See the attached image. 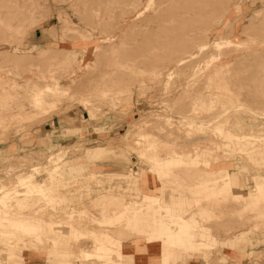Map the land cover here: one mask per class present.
Returning a JSON list of instances; mask_svg holds the SVG:
<instances>
[{"label":"rangeland","instance_id":"rangeland-1","mask_svg":"<svg viewBox=\"0 0 264 264\" xmlns=\"http://www.w3.org/2000/svg\"><path fill=\"white\" fill-rule=\"evenodd\" d=\"M4 1L0 0L1 6H4ZM246 1L248 5L253 2V0ZM21 2H26L27 5L21 6ZM11 3L14 5L18 3L19 15L26 20L24 23L25 32L16 33L14 39H0V53L10 52L16 48L19 53L35 56L36 49L39 47L60 48L65 44L72 45L77 40L84 43L82 39L85 33L92 34V37L102 43L104 42L102 37L106 34L114 33L119 36L125 31L123 34L124 44L119 55L125 57L127 63H131L132 55L146 53V49L150 44H156L160 47V51L158 50V54L156 52L155 56L165 58L170 54L169 56H175L178 59L188 57L190 53L197 49L196 45L198 43L210 40L211 38L207 36L213 33L215 36L235 34V37L232 38L237 40H247V34L255 35L256 38H253V43L246 50L264 49V31H261V28H264V2L260 0H256L253 6H248L242 13L233 11L232 16H230L231 12H227L225 4H218L216 0L206 2L203 0H16ZM137 7L145 13V16L138 21H136L133 14ZM253 11L258 12L254 13ZM223 19L225 20L224 24H220L219 21ZM231 23L234 26L238 24V30L232 31L227 27L229 25L233 26ZM187 25H191L192 28L185 30ZM142 28L147 29L141 30ZM144 34L145 36H143ZM156 35L160 37H154ZM211 42L207 43L206 48L203 52L197 54L196 58L190 59L194 56L192 55L186 59L187 62L179 67L171 65L167 60L160 63L159 65L164 68L160 69L157 75H154L152 70L148 71V66L136 67V70H140L143 74L139 80L130 79L129 75L124 80L116 82L102 81L99 78L96 80L97 76L103 72L104 65L94 70L91 68L89 70H77L79 77L73 87L78 91L79 98L83 97L86 91L89 90L88 94L93 99L92 103L95 105L96 110L94 121H91L88 112L80 106V102L65 99L58 105L57 110H49L50 112L46 111V113L36 111L39 113L34 112L36 117L31 115V119L30 117L23 119L19 124L16 123L18 121L9 125L4 122V125H8L6 128L1 127L3 123H0V185L1 183L7 185L14 183L17 174L21 171L25 174L26 171L31 169L30 166L34 164H40L35 178L37 180L43 179L46 176V166L50 165L46 161L48 156L55 157L59 153L64 154L65 166H62V168L68 178L86 174L92 168L91 162L78 157L82 152H78V154L76 150L87 147L95 156L100 155L98 151L111 154V157H104L103 160L95 159L101 174L103 173L105 177L99 176L94 180L86 178L82 182H75V184L70 181L64 185H71L70 187L74 188L76 184L87 182L82 190L73 191L69 195L70 197H79L76 203L77 207L74 209H86L87 213L91 212L90 215L68 214L69 209L66 199H64L62 207L47 210L46 215H44L46 220L49 221H51L50 214L57 215V218L62 220L61 225L64 227L65 225L67 227L71 225L78 226V231L82 232L77 238L79 247L73 252L66 253L57 250L59 253L70 255L71 258L52 262V258L57 257L56 254L39 251V248L43 249V247L42 244H36L39 237L37 238L34 233L40 234L41 237L42 232L41 230H34L37 226H41L35 222V219L40 214L39 212L42 213L41 206L45 202L37 201L38 206L36 207L20 209L16 201L12 200V212L26 214L25 217H30L32 219L30 228L34 233L28 232V236H25L21 232L20 224H12L0 218L2 233L7 232L8 235L15 233L17 237L20 234L27 237L26 239L22 238V240L14 238L8 241L11 243L15 241L14 244L18 243L17 245L5 244L0 241V264H39L40 262H45V264H98L99 261L96 262V260H105L104 255H99L98 258L90 257L86 259L80 255L79 251L81 249L90 250V247L95 243L92 235L98 234L103 227L113 238H111L113 242H115V238L118 237L119 233L124 232L119 238L124 243L132 242L133 245H141L143 251H151L149 248L152 247V251L159 252V261L155 264H203L202 254H188L184 246L181 247L182 251L180 253L167 256V251H175L177 248L164 247V242L161 240L157 247V241L153 238L149 239L147 229L140 230V226L136 228L137 224L132 221L131 214L134 207H130V205L122 207L124 212L120 219L110 220L111 218H109L108 221H101L99 214L102 207L99 201L93 200V197L102 192L108 195L107 202L111 205L106 208V212L111 217L115 216L116 199L119 202H126V204L141 200V192L127 187L122 174L127 172L135 174L140 172L141 174L142 169L148 167L149 163L146 157L141 155V152L149 144V138L155 137L154 135H156L155 140L157 141L154 146L162 150L163 154L168 150L179 153L184 152V159L187 161L183 165L174 164V169H171L169 173H166L167 168H165V165L160 166V186L165 190L164 196H181L194 201V195L189 188L190 179L179 178L176 172L182 169L188 172H195L196 170L197 173L205 174L204 169L206 166L204 162L206 160L210 161V168L225 164L226 167L230 168L231 166L230 169H234L233 165L236 161L245 165L246 173L235 170L230 171L235 176L234 186L242 191L236 193L237 195L249 191L251 185L258 181L256 177H264V167L257 166L245 158L242 159L240 154L237 153L239 146L234 142L230 143V147L236 151V154L233 155L229 153V147L227 146L224 149L223 147H216V144L220 145L223 141L227 143L228 139L225 134L221 138L218 133H214L213 128L216 122L213 123V121L219 119L221 121L219 126L227 129L230 120H232L230 123L240 120L229 119V116L223 118L222 114L224 112L222 113L214 108L208 112L207 108H200L194 112L188 111L189 103L196 101V104L199 105V100L195 99L202 96L213 97L217 95L213 94L215 92L219 94L218 97L214 98L216 108L222 109L223 106H229L233 103H239L243 108L239 111L229 112L228 115H236L245 121H249L252 119L253 112L247 110V108L245 109V107L257 109L259 113L264 114V62H262L264 61V51L252 57L245 55V60L239 62V58L234 59L235 57L231 55L228 60L235 63L233 65L234 70H232V74L230 73L231 77H226L225 71V73L222 72V78H217V76L197 80L189 78L193 71L198 73V69L204 68L205 65H213L207 69L212 74L216 72L215 67L227 65L222 57L216 59L215 63L206 62L209 59L208 56L217 51L216 47L211 45ZM78 48L76 49L77 53L81 50L84 51L80 47ZM97 56H102V53H97ZM8 59L7 54L0 56V75L3 77L15 76L17 80H21L16 75L18 72L29 76L30 71L28 69L37 71L38 69L55 67V62L52 59L49 60L51 63L27 59V61L36 63L32 66L27 64L26 61L15 66ZM107 62L115 63L116 61H113L112 57ZM123 68H108L107 71H110V76H113ZM178 68L182 69L179 70ZM65 70L59 69V76L65 74ZM167 70L171 73L170 79L168 78L170 73H167ZM81 71L83 73L79 75ZM127 72H130L129 69H127ZM47 80L51 81L48 74ZM95 81L97 85H93ZM212 87H214L213 90ZM2 95L0 92V97H3ZM236 96L240 101L235 100ZM193 113L196 115L197 120H209L210 127L205 130L192 128L188 124H181L179 118L173 117ZM212 115L215 117L213 120L210 118ZM141 120L144 121L142 125L139 123ZM257 122L260 127L258 128L263 129L262 131L259 130L260 132L256 131L257 133L254 134L264 137V116L262 114L257 118ZM243 127L240 121L238 129L234 130L239 132L240 129L243 130ZM251 130H256V127ZM75 152L77 154L71 155ZM188 153L190 154L188 155ZM216 155H218V158L214 161L213 158ZM163 157L166 158L165 155ZM22 159L26 163L22 162ZM194 160L198 161L195 166H199V168L193 165ZM23 164L24 166H21ZM13 165L16 168L12 170ZM172 170H176V172L172 174ZM107 175L109 177L112 175V177L109 178ZM154 179L156 178L154 177ZM89 181L98 184L92 186V184H88ZM86 191L90 193L88 194ZM214 193L210 192V194ZM161 194H163V190ZM91 200L94 203H91ZM203 201H201L202 204ZM158 202L162 207H165V201L160 200ZM70 204L72 205V202ZM144 205L142 202V206ZM192 210H195L196 213L188 216L199 219L200 225L204 230H209L211 234L225 237L226 241L222 242L220 240L219 243L226 247L230 246L232 248L236 239H246L248 242L250 236L253 238L254 251L252 250L248 254L244 251L241 259H237L235 255L231 259L227 254L214 249L208 256L211 259V264H243L248 263V261L249 264H264V194L260 196L255 207L241 208V213L224 209L221 206L206 211L195 206ZM74 217L77 218V221L71 222ZM252 219H255V221ZM140 231L141 235L135 241L134 239L137 238ZM68 232L73 233V230L68 228ZM90 232L93 234H89ZM31 237H33V240H31ZM43 239L44 241L47 240L45 237ZM139 239L142 241H139ZM40 240L43 243L42 237ZM19 244H22V246ZM116 249V247L110 249L108 264H132L133 254L124 253V260L129 261V263H123ZM8 250L12 251L15 256L8 258ZM219 256L222 257L223 261L218 260Z\"/></svg>","mask_w":264,"mask_h":264},{"label":"bare ground","instance_id":"bare-ground-1","mask_svg":"<svg viewBox=\"0 0 264 264\" xmlns=\"http://www.w3.org/2000/svg\"><path fill=\"white\" fill-rule=\"evenodd\" d=\"M13 1L16 0H5L4 1L5 3L3 4L4 6H1L2 3H0V39L2 40L3 39L7 40L11 38L14 39L16 33L25 32L24 23L26 20L19 15L20 8L18 7V3L14 5L11 3ZM203 1L206 2L211 0H203ZM216 1H218V4L219 3L225 4L224 6L227 7V12L229 13L231 12L230 16H232L233 11L242 13V11L247 9L248 6H253L256 2V0H253V2L251 1L252 2L251 5H248L246 0L243 1L216 0ZM260 1L264 2V0H260ZM24 4L27 5L26 2H21V6H23ZM10 8H15V9H10ZM253 12L257 13L258 11L257 12L253 11ZM133 14L136 17V21H138L139 19L145 16L144 11L142 9H139L138 7L136 8V11H134ZM224 21L225 20L223 19L220 20L219 22L220 24L222 23L224 24ZM232 25L234 26V24ZM230 26L231 25L227 27H229L232 31H235L238 30L239 25L237 24L234 27L231 26L232 28ZM191 28H192L191 25L190 26L187 25L185 27V30H190ZM146 29L147 28H142L141 30H146ZM261 31H264V28H261ZM125 32H123L119 36H116V34L114 33L106 34L105 36L102 37L104 40V42L102 43L101 42L99 43L97 39L92 37V34L85 33L84 38L82 39L84 40V43L83 42L80 43L79 41L81 40H77L74 41L72 45L65 44L63 47L60 48L39 47L36 49L37 53L35 56H31L30 54L27 53L26 54L19 53L17 52L16 48H14V50L10 52L9 51L1 52L0 56L7 54L9 56L8 59L9 62L13 63L15 66L20 65L21 63H23V61H26V63L31 66L36 65L35 62L27 61V59L29 60L36 59V61H48L49 63H51L49 60L52 59L55 62V67L53 68L49 67L46 69H38L37 71H32L27 68L30 71L29 76L23 75V73L18 72L16 75L21 80H17L15 76H13L14 77L13 78L8 76L3 77L0 75V92L3 94L2 95L3 97H0V123L1 124L3 123L1 127L6 128V126H8L10 123L16 121H18L16 123L19 124L21 120L26 118L28 119L31 115L33 117H36L34 113L36 111L37 112L44 111L46 113V111L49 110L50 111L57 110L58 105L61 102H63L65 99L70 101L76 100L80 102V106H82L88 112L91 121H94L96 116L95 114L96 110H95V105L92 103L93 99L90 97V94H88L89 90L86 91L83 97L79 98L78 91L73 87L77 78L79 77L77 74V70H84V69L89 70V68L94 70L104 65L103 72L99 76H97L96 80L99 78L102 81L108 80V81L116 82V81L124 80L127 77V75L131 77L130 79L139 80L143 74L140 70H136V67L142 68L144 66H148L147 67L148 71L152 70L154 72V75H157L159 70L164 68L163 66L159 65L160 63H164L165 60H167L171 63V65H175L179 67L183 65L185 62H187L186 59L191 57L192 55L194 56L190 59L196 58L197 54L203 52V50L206 48L205 46L207 45V43H210L212 41L211 45L216 47L217 51L215 50L216 53L214 52L211 53L208 56L209 59L206 62L215 63L216 59L222 57V59L227 63V65H220L218 67H215L214 69L216 72L213 71L215 74H212V72H208L207 70L210 66H213L212 64L205 65L204 68L198 69V73L197 71L195 72L193 71V73L189 75V78H191V80H197V79L209 78V77L213 78L214 76H217V78H222L223 77L222 72L225 73L226 71L225 76L231 77L230 73L232 74V70H234L233 65H235V63H231L228 60L231 55L235 57L234 59L239 58L238 60L239 62V61H243V59L245 60V55H250L252 57L259 55L264 51V49L246 50V48H248V46H250L253 43L252 42L253 38H256L255 35L247 34L246 35L247 40H242V39L237 40L236 38L235 39L232 38L235 37V34H229L228 36H222V35L215 36L213 33L207 36L208 38H211L210 40L204 43H198L196 45L197 49L194 52L190 53L188 57L186 56L178 59L175 56H169L170 54L165 58L155 56L156 54H158L157 51L158 50L160 51V47H158V45L156 44H150L149 47L146 49V53L142 55H132L131 63H127L126 58L119 55L120 50L123 48V44H124L123 34ZM143 36H145V34ZM154 37H160V36L156 35ZM78 47H80L84 51L81 50L82 52L79 51L81 53L78 52L79 53L78 54L76 50ZM97 53L98 54L102 53V56H97ZM112 57H113V61L116 62L115 63L107 62V60L111 59ZM26 67L28 66L26 65ZM117 67H124V68L120 70L116 75L110 76L111 72L107 71V69L117 68ZM59 69L61 70L66 69L65 74L59 76L60 75L58 74ZM127 69H129L130 71L129 73L127 72ZM7 72H9V70H7ZM82 73L83 71L79 72V75H81ZM167 73L170 72L168 71ZM47 74L51 78L50 82L47 80ZM170 75L171 73L169 74L168 77L169 79H170ZM93 85H97L96 81L93 83ZM213 88L214 87H212L211 89L213 90ZM213 94H217V95H214L213 97L202 96L200 98L195 99V100H199L201 105L200 104L197 105L196 101H194L193 103H189L188 111L194 112L200 108H207L208 109L207 112H208L210 110H213L214 108L215 110L217 109L222 113L224 112L222 114L223 118H227L229 116V119L240 120L244 127L243 130L240 129L239 132H237V130L234 129H238L237 127L240 124V121H235L230 123L232 121L230 120L227 129H224L222 126H219V124L221 123L219 119L213 121V123L216 122L213 128L214 133L215 134L218 133L220 137L223 134H225L226 138L228 139L227 143L226 141H223V143H221L220 145L216 144V147L217 148L223 147L224 149L227 146L229 147L228 149L229 153L233 155L236 154V151L234 150V148L230 147V143L234 142L239 146V151H237V153L240 154L242 159L245 158L251 163L263 168L264 167L263 166L264 137L256 136L254 133H257L259 130L262 131L263 128L259 129L260 127L257 122V118H259V115L261 114L264 116V114L259 113L257 109L251 107H245V109L247 108V110L253 112L251 116L252 119L249 121H245L236 115H232V114L228 115L227 113L229 112L239 111L243 108L240 106L239 103L238 104L233 103L229 106L225 105L223 106L222 109L216 108V105H214L215 103L214 98L218 97L219 94L215 92ZM235 98H236L235 100L240 101V99L237 96ZM195 116L196 115L193 113L188 115L180 114L178 116H173V117L179 118L181 124L182 123L188 124L192 128L196 127L200 130H205L210 127L209 120L208 121H202V119L197 120ZM210 118H212L211 120L215 119L213 115ZM4 122L8 123V125L7 124L4 125L5 124ZM139 123L142 125L144 124V121L141 120ZM253 127H256V130H251ZM2 131H4V129H2ZM14 133L16 134V132ZM154 136L156 137V135ZM155 137H153L154 139L149 138L150 139L149 144L145 148H143L144 151L141 152V155H144V157H146V160L149 163L148 167L142 169L141 174L140 172L136 174L133 172L132 173L127 172L122 174L124 176L123 178L125 179L123 181L126 182L127 187L136 189L141 192L140 197L145 205L142 206L141 200L131 201L129 202V204H126V202H121V201L119 202V200L116 199L115 212H114L115 216L111 217L108 215V212H106L107 211L106 208L111 205L109 202H107L108 195L104 194L105 192H102L98 194V196L93 197L94 199L91 198L93 200H97L100 202V205L102 207L100 208V214H99L101 217V221H108L109 218H111L110 220L120 219L121 215L124 212V209H122V207L123 206L127 207L130 205V207H134L131 214H132V221L137 224L136 228H139L140 226V230L147 229L149 231V239L153 238V240H156L157 247L159 246V241L161 240L164 242V247L177 248V250L175 249V251L174 250L167 251L166 253L167 256L171 254L174 255L180 253L182 251L181 247L184 246L185 247L184 249H186V252L188 254H192V253L202 254L201 257L203 264H211V259L208 258V256H210L211 251L214 249L219 250L223 254H227L228 257H230L231 259L233 255H235L237 259H241L243 257L244 251H246L247 254L252 250L254 251V243L250 238L248 242L240 241L239 239H236L234 241L232 248H228L225 245L220 244L219 243L220 240L222 242L226 241L225 237L213 235L211 234V232H209V230H204V228L200 225L201 223L199 219H197L194 216L189 217L188 215H192L196 213L195 210H192V208L195 206L203 208L204 209L203 211H206L208 209H216L217 207L219 208L221 206L224 209L235 210L236 212H240V213L242 212L241 208H248L253 206L255 207L260 196L264 194V177H260V176L256 177L257 178L256 180L258 181L254 185H251L249 191L242 193V195H237L236 193L242 191H239L240 189L238 190V187L234 186L235 176L230 171L235 170L238 172L246 173L247 169L245 165L241 164L239 161H236L233 165L234 169H230L231 166L230 168L226 167L225 164H220L219 167L213 166L212 168H210V161L206 160L204 162L206 166L204 169L205 174L197 173L196 170L195 172H188L182 169L178 170L177 172L176 170L171 171L172 174L176 172V175L179 178L190 179L189 188L192 194L194 195V201L188 200L187 197L174 196V195L164 196L165 190L160 186V182H161V179L159 177L161 175L160 166L165 165V168H167L166 173H169L171 169H174V164L183 165L187 163V161L184 159L185 156L184 152L179 153L174 150H168L165 151V153L163 154L161 152L162 150H160L157 146H154L155 145L154 143H157ZM78 147L80 148V145ZM82 148L83 149L81 150L80 149L76 150L77 153L82 152L78 157H81L87 160L88 162H91L92 164V168L90 172L86 174L84 173L81 174L80 176H70L67 178L61 167V164L65 161V156L63 153H59L55 157L48 156L46 158V161L50 165L46 166V170H45L46 176L43 179L37 180L35 178V174L39 171L40 164H34L30 166L31 169L29 171H26L25 174L22 171L21 173L17 174L14 183H10L8 185L1 183L0 185V218L12 224H20L21 232H23L25 236L26 235L28 236V232L34 233V231H31L32 229L30 228V223H32L31 222L32 219L30 217H25L26 214L23 215L21 213H13L11 209L12 200L16 201L17 206H19L20 209L25 207L27 208L36 207L38 206L37 201L45 202L41 206L42 213L39 212L40 214L35 219V222L41 225L40 227L37 226V228L34 229V230H41L42 232L41 237L43 243L40 240L41 239L40 234L37 235L34 233V235L37 238L39 237L37 239L38 242L36 244L37 245L42 244L43 247V249L39 248L40 252L42 251L45 253L56 254L57 250H60L66 253H71V251L73 252L75 249L79 247L77 243V238L79 237V235L82 234V232L78 231L79 230L78 226L71 225L70 227L69 226L67 227L65 225L64 227L63 225H61L62 220L58 219L57 215L50 214L51 221L46 220L44 215H46L47 210L50 211V210H55L60 206L62 207L64 205V199H66L67 201V207L69 209L68 214L76 213L77 215H81V216L85 214L88 215L91 214V212L87 213V210L83 208L74 209L77 207L76 203L79 197L78 196L70 197L69 195L73 191L78 192L80 189L82 190L86 186L87 182H84L82 184H76L74 188H69L70 185L68 186H64V185L74 180L76 182L78 181L82 182L86 178H90L91 180H94L96 177L99 176L105 177L103 173L101 174L95 159L103 160L104 157L102 156L109 152L98 151L100 155L95 156L93 155V153L90 151L89 148L87 147L85 148L82 147ZM76 152L71 155L74 156V154H77ZM189 154L190 153H188V155ZM163 155H165L166 158H164ZM217 158L218 155H216L215 158H213V160L216 161ZM22 162H25V160L22 159ZM197 163L198 161L196 160L193 161L194 166L197 165ZM24 164L21 166H24ZM195 167L199 168V166H195ZM15 168L13 165L12 170ZM110 176L112 177V175ZM154 177L156 179H154ZM88 184H92L93 186V184L95 185L98 183H93V181H89ZM162 190H163V194H161ZM86 192L88 193V191ZM210 192L211 193L216 192V193L210 194ZM251 197L252 199H250ZM93 200H91V203H94ZM160 200L165 201V207L164 206L162 207L159 204L158 201ZM202 200H204L203 204L201 202ZM71 202L72 205L70 204ZM151 202L152 204H150ZM200 204L202 205L198 206ZM252 220L255 221V219ZM73 221H77V218L74 217L71 220V222ZM58 222L59 224H57ZM68 228H71L73 230V233H69ZM2 232L3 231L0 230V241L4 242L5 244L9 243L11 245H17L18 243L14 244L15 241L14 243L8 241L14 238H19L21 240L22 238L23 239L27 238L21 234L19 235V237H17L15 236V233H10V235H8L7 232L4 233ZM89 234H93V233L90 232ZM123 234L124 232L119 233L118 237L115 238L116 239L115 242H113L112 241L113 238L110 237V235L107 233V231H105L103 227L101 231L98 232V234L92 235V238L95 240V243L90 247V250L81 249L79 251L80 255L82 257H85L86 259L90 257L98 258L99 255H104L106 257L105 260L97 259L96 262L99 261L98 264H108L107 261L109 260L110 249L112 250L113 247L117 248L116 252L118 256L122 258V261H123L124 253L128 252L134 255L136 252H144L141 245L136 246L133 245L132 242L124 243L121 239H119ZM140 235H141V231L139 232L137 238L135 237L134 240L136 241L140 237ZM44 237L47 239L46 241H44L43 239ZM31 240H33V237H31ZM139 241L142 240L139 239ZM130 244L132 245L129 246ZM19 245L22 246V244ZM149 249L152 251L153 248L150 247ZM9 250H8L9 252L8 258H10L11 256H15L12 253V251ZM221 258L222 257L219 256L218 260L223 261ZM235 262L240 263L238 261ZM243 264H249V261L248 263H243Z\"/></svg>","mask_w":264,"mask_h":264},{"label":"crops","instance_id":"crops-1","mask_svg":"<svg viewBox=\"0 0 264 264\" xmlns=\"http://www.w3.org/2000/svg\"><path fill=\"white\" fill-rule=\"evenodd\" d=\"M107 156L110 157L111 154L107 153V154L103 155L102 157H107ZM64 163H65V161L61 164V167L65 166ZM72 182L75 184L76 181L74 180ZM69 188H71V187H69ZM250 239L252 240L253 238L250 236ZM239 240L240 241H245V242L247 241L246 239H239ZM253 243H254V241H253ZM228 248H230V246H228ZM56 256L57 257L52 258V262L63 261L66 258H71L70 255L62 254V253H59V252L56 253ZM158 258H159V252H155V251L136 252L133 255L132 264H155V263H157L159 261ZM124 259L125 258L123 257V263H126V262L129 263V261H126ZM35 264H37V263H35ZM39 264H45V262H40Z\"/></svg>","mask_w":264,"mask_h":264}]
</instances>
